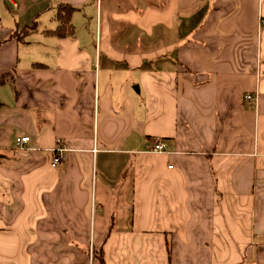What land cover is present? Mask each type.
<instances>
[{
  "label": "crops",
  "instance_id": "crops-1",
  "mask_svg": "<svg viewBox=\"0 0 264 264\" xmlns=\"http://www.w3.org/2000/svg\"><path fill=\"white\" fill-rule=\"evenodd\" d=\"M64 6L74 35H48ZM262 20L264 0H0V264H264Z\"/></svg>",
  "mask_w": 264,
  "mask_h": 264
},
{
  "label": "trees",
  "instance_id": "trees-1",
  "mask_svg": "<svg viewBox=\"0 0 264 264\" xmlns=\"http://www.w3.org/2000/svg\"><path fill=\"white\" fill-rule=\"evenodd\" d=\"M73 14V9L69 8L68 6L61 7V9L58 12L57 15V22L58 27L53 31H47V34L50 36H56L58 38H67L74 35V27L71 23V17ZM35 30V25L30 27L29 29H25V33L28 34L30 31ZM13 77L11 74H3L0 76V84L10 83L13 89L15 88L12 84L13 83ZM3 107V103L0 101V109ZM168 252H170V246L168 245ZM95 259L100 261L101 264H105L104 261V252H99Z\"/></svg>",
  "mask_w": 264,
  "mask_h": 264
},
{
  "label": "built area",
  "instance_id": "built-area-1",
  "mask_svg": "<svg viewBox=\"0 0 264 264\" xmlns=\"http://www.w3.org/2000/svg\"><path fill=\"white\" fill-rule=\"evenodd\" d=\"M261 25H264L263 20L261 21ZM253 100H254L253 96H251V95L246 96V101L249 102V101H253ZM30 143H31V138L28 136H23V137H18L16 139L15 146L19 150L23 151V150L29 149L28 144H30ZM151 151L153 153H164L167 151L166 144L161 140H157L156 142H154V145H153ZM51 152H52L51 167L54 169H57L65 161V159L67 157L66 156L67 150L64 147L59 145L58 147H56Z\"/></svg>",
  "mask_w": 264,
  "mask_h": 264
}]
</instances>
